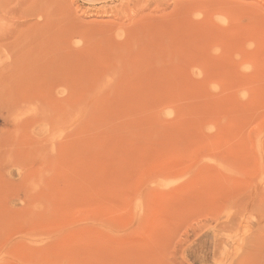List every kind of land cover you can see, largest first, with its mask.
Here are the masks:
<instances>
[{"label":"rangeland","instance_id":"374dc122","mask_svg":"<svg viewBox=\"0 0 264 264\" xmlns=\"http://www.w3.org/2000/svg\"><path fill=\"white\" fill-rule=\"evenodd\" d=\"M0 264H264V0H0Z\"/></svg>","mask_w":264,"mask_h":264}]
</instances>
